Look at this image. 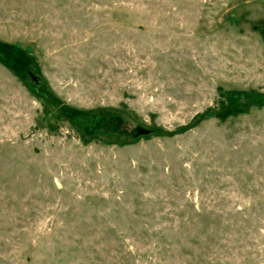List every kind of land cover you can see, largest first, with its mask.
I'll use <instances>...</instances> for the list:
<instances>
[{
    "label": "rangeland",
    "instance_id": "1",
    "mask_svg": "<svg viewBox=\"0 0 264 264\" xmlns=\"http://www.w3.org/2000/svg\"><path fill=\"white\" fill-rule=\"evenodd\" d=\"M0 264H264V0H0Z\"/></svg>",
    "mask_w": 264,
    "mask_h": 264
},
{
    "label": "water",
    "instance_id": "2",
    "mask_svg": "<svg viewBox=\"0 0 264 264\" xmlns=\"http://www.w3.org/2000/svg\"><path fill=\"white\" fill-rule=\"evenodd\" d=\"M137 132H138V134H141V133H149V131H147V130H145V129H143V128H139V129L137 130Z\"/></svg>",
    "mask_w": 264,
    "mask_h": 264
}]
</instances>
